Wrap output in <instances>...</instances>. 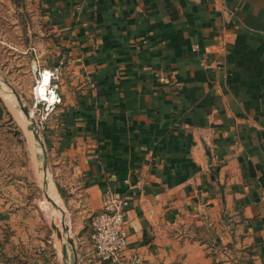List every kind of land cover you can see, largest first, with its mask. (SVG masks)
I'll return each mask as SVG.
<instances>
[{
	"label": "crops",
	"instance_id": "0c3cea01",
	"mask_svg": "<svg viewBox=\"0 0 264 264\" xmlns=\"http://www.w3.org/2000/svg\"><path fill=\"white\" fill-rule=\"evenodd\" d=\"M43 3L56 31L43 70L64 62L81 84L58 91L54 147L80 162L82 211L98 212L108 187L129 196V251L144 264H213L228 233L264 264V0ZM28 120L0 92V129L32 149Z\"/></svg>",
	"mask_w": 264,
	"mask_h": 264
},
{
	"label": "rangeland",
	"instance_id": "374dc122",
	"mask_svg": "<svg viewBox=\"0 0 264 264\" xmlns=\"http://www.w3.org/2000/svg\"><path fill=\"white\" fill-rule=\"evenodd\" d=\"M46 10L43 0H0V92L19 99L29 120L33 116L29 126L35 133V147L29 149L17 127L10 124L0 129V199L9 211L0 264H84L80 239L86 238L94 215L83 212L79 202L83 194L80 162L54 147L59 105L50 106L36 92L56 39ZM62 67L52 89L67 99L70 92L77 96L81 84L74 83ZM49 182L56 189L53 196ZM232 236L222 234V239L212 242L210 255L215 264L248 261L241 239Z\"/></svg>",
	"mask_w": 264,
	"mask_h": 264
},
{
	"label": "built area",
	"instance_id": "2783aa9c",
	"mask_svg": "<svg viewBox=\"0 0 264 264\" xmlns=\"http://www.w3.org/2000/svg\"><path fill=\"white\" fill-rule=\"evenodd\" d=\"M63 65L64 62H59L52 69L43 71L50 73L49 92L53 91L56 95L54 105L62 102L58 89H52V86L60 80ZM130 206L131 199L124 193L111 187L103 190L100 209L90 222L89 240L94 264H144L140 254L129 251L130 234L126 216Z\"/></svg>",
	"mask_w": 264,
	"mask_h": 264
},
{
	"label": "bare ground",
	"instance_id": "6f19581e",
	"mask_svg": "<svg viewBox=\"0 0 264 264\" xmlns=\"http://www.w3.org/2000/svg\"><path fill=\"white\" fill-rule=\"evenodd\" d=\"M50 73L44 72L40 77L39 85L36 87V92L41 100L46 101L49 105L54 104L56 95L53 91L49 92ZM19 115V114H18ZM28 136L32 137V132L28 131ZM34 141V140H33Z\"/></svg>",
	"mask_w": 264,
	"mask_h": 264
},
{
	"label": "trees",
	"instance_id": "16d2710c",
	"mask_svg": "<svg viewBox=\"0 0 264 264\" xmlns=\"http://www.w3.org/2000/svg\"><path fill=\"white\" fill-rule=\"evenodd\" d=\"M48 141V140H47ZM229 247L232 248V245H229ZM242 253L248 255V261L245 263V264H254V251L252 250V248L250 247H245L243 250H242ZM234 264H239L240 261H236L233 262ZM213 264H215L214 260H213Z\"/></svg>",
	"mask_w": 264,
	"mask_h": 264
},
{
	"label": "water",
	"instance_id": "95a60500",
	"mask_svg": "<svg viewBox=\"0 0 264 264\" xmlns=\"http://www.w3.org/2000/svg\"><path fill=\"white\" fill-rule=\"evenodd\" d=\"M30 119L33 121L34 119H33V116H30ZM36 133L38 134L39 133V131L38 130H36ZM44 157H45V161H46V155H44Z\"/></svg>",
	"mask_w": 264,
	"mask_h": 264
}]
</instances>
